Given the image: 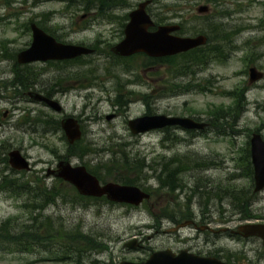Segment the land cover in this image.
Wrapping results in <instances>:
<instances>
[{"label": "rangeland", "instance_id": "rangeland-1", "mask_svg": "<svg viewBox=\"0 0 264 264\" xmlns=\"http://www.w3.org/2000/svg\"><path fill=\"white\" fill-rule=\"evenodd\" d=\"M141 1L122 0L120 6L102 15L85 11L80 3L68 5L60 0H0V184L7 175L21 180L19 184L33 180L46 182L48 188L56 186L61 194L42 215L106 243V251L89 252L82 264L142 261L156 250L178 247L182 243L178 237H168L162 230L169 227L168 218L181 216L179 206L198 213L208 209L213 216H223L218 211L228 209L229 216L232 209L236 211L235 197L241 190L250 195L249 213L264 219V190L251 194L254 181L247 175V164L241 162L252 132L261 130L264 135V0H153L148 9L156 22L177 19L184 23L186 35L193 36L198 30L213 34L214 38L207 34L208 47L219 48L217 54L189 68L183 67L181 57L173 63L161 58L152 62L143 52L119 56L111 51L123 38L129 21L126 16ZM31 22L67 42L94 45L97 51L69 63H18V52L32 42ZM250 66L263 73L253 82ZM24 80L25 85L36 81L33 85L38 90L58 91L56 99L63 105V113L31 100L28 93L34 88L21 86ZM16 84L18 90H14ZM232 93L242 95L243 100L228 116L230 124L222 133L211 126L201 131L171 127L136 135L128 126L130 119L145 113L210 121V109L221 105L228 110L235 105ZM66 115L80 120L82 145L89 146L80 157L68 155V141L60 125ZM13 149H20L30 160L31 171L11 167L8 153ZM125 158L136 166H124ZM61 159L91 167L108 181L117 173L138 177L150 192L157 193L153 209L146 204L152 211L144 204L131 207L106 199L76 200L72 185L47 176ZM175 161L177 168L182 164L178 176L184 187L170 193L160 189L158 174L163 171L166 175ZM24 200L25 195L0 188V222L17 217L18 223H29ZM236 212L230 220L237 225L241 219ZM160 220L165 222L161 229ZM184 230L183 236L187 232L195 235ZM203 235L188 245L205 248ZM133 239L138 246H125ZM48 257L0 249V264H79Z\"/></svg>", "mask_w": 264, "mask_h": 264}, {"label": "water", "instance_id": "water-1", "mask_svg": "<svg viewBox=\"0 0 264 264\" xmlns=\"http://www.w3.org/2000/svg\"><path fill=\"white\" fill-rule=\"evenodd\" d=\"M152 0H145L129 13L130 20L125 27V37L116 44L112 50L122 56H129L137 52H145L149 56L174 55L182 51L203 45L207 37L203 34L198 36H178L174 31L179 25H159L154 31L149 28L154 25V20L147 11ZM200 10L205 11L206 8ZM33 40L31 45L18 53L17 59L21 64L37 61L72 59L80 55H89L94 52L81 44L62 43L48 34L36 23L31 24ZM250 82L259 79L263 73L255 67L250 70ZM29 95L39 101L47 103L56 111H61L60 103L54 98L42 93L31 91ZM128 125L133 133H143L152 129L167 126L180 127L183 129H204L207 122L197 121L190 116H178L167 114H144L130 119ZM61 127L70 144L82 138V129L79 120L72 116H66L61 120ZM9 163L17 170H30V161L22 154L20 149H13L9 153ZM251 158L254 167L255 192L264 189V140L259 133H254L251 138ZM47 175L61 178L76 187L81 195L102 197L106 195L109 200L125 202L132 205L140 204L149 194L137 185L120 184L117 182L102 183L96 175L91 173L85 165H72L68 160L58 162L56 169H49ZM247 235H259L264 239V224H249L244 227ZM138 240L133 239L125 244L127 247L138 246ZM210 264L206 259L187 255L180 259L171 249L157 250L144 261L132 262L123 260L119 264Z\"/></svg>", "mask_w": 264, "mask_h": 264}, {"label": "trees", "instance_id": "trees-1", "mask_svg": "<svg viewBox=\"0 0 264 264\" xmlns=\"http://www.w3.org/2000/svg\"><path fill=\"white\" fill-rule=\"evenodd\" d=\"M66 1L68 5H74L80 3L85 11H98L100 14L105 15L110 9L120 6L119 2L122 0H60ZM128 18V16H126ZM123 32V31H122ZM207 34V33H206ZM210 38V36H209ZM208 42L205 46L198 47L185 53H181L174 56H167L163 58V61L173 63L175 59L181 57V62L184 68H189L192 65L200 64L206 61L210 54H217L219 48H209ZM209 49V50H208ZM211 50V51H210ZM154 62L155 59L151 58ZM69 63V62H67ZM27 68V67H25ZM186 69H184L185 71ZM29 80V79H28ZM24 80L20 85L24 87L31 86L36 89V81L30 80L31 85H25ZM14 86V85H13ZM17 84L14 86V90H18ZM42 90L46 95L50 96L49 89L43 88ZM236 102L234 106H230L228 110L223 109V106L219 105L213 109L207 111L213 120H210L211 126L216 127L219 133L225 132L227 124L230 122L228 116L235 113L238 106L243 100V96H235ZM172 128H166L165 131H169ZM249 147L244 148V154L241 158V162H245L248 167L249 174L254 181V170L251 161L250 142ZM88 144L82 145V139L75 142V144H68V155L71 156H82L87 152ZM243 160V161H242ZM124 166L127 168H133L136 165L130 163L127 158L123 160ZM178 162L175 161L173 169L167 171L166 175L162 171L158 174L160 189H166L167 192L173 193L177 188H183L184 183L181 182V178L178 176V170L181 169L182 164L177 167L175 165ZM143 164L138 167L142 168ZM88 167V166H87ZM89 171L95 174L101 181L106 182L109 179L96 172L91 167H88ZM114 169V168H113ZM21 180L9 179L7 175L4 176L0 184L1 189L9 190L15 195H25V200L22 205L30 213L29 223H18L17 217H9L0 222V249L19 252V253H44L51 258L59 262H67L75 260V262L82 264L85 255L89 252L101 253L107 250L106 243L100 241L97 237L82 231L80 228L66 229L63 225H57L55 220L49 215H42L43 210L46 207L56 201L61 194L56 186L48 188L46 182L39 181L34 182L33 180H26L20 183ZM31 181H33L31 183ZM112 181L120 182L123 184L139 185L147 189L143 185L138 177L125 176L123 173L112 177ZM72 191L75 192V199L80 200H91V199H106L85 197L78 193L75 187L72 186ZM235 190V189H234ZM252 191V189H251ZM246 192V191H245ZM241 190V194L235 197L236 211L240 212L243 217H252L250 210V195ZM254 192V191H253ZM251 194H255L251 192ZM107 200V199H106ZM189 200L191 197L189 196ZM108 201V200H107ZM37 213V214H36ZM39 214V216H38ZM256 217V216H253ZM98 262L94 260V263ZM102 264V262H100Z\"/></svg>", "mask_w": 264, "mask_h": 264}, {"label": "flooded vegetation", "instance_id": "flooded-vegetation-1", "mask_svg": "<svg viewBox=\"0 0 264 264\" xmlns=\"http://www.w3.org/2000/svg\"><path fill=\"white\" fill-rule=\"evenodd\" d=\"M213 16H215V14H213ZM163 24H178L180 25V29L174 32V34L181 36L186 35L184 33V23L180 22L177 19H171ZM159 25L160 23L155 21L154 25L151 26L149 30L154 31L158 28ZM197 32L198 34H206L202 30H198ZM197 32L193 36L198 35ZM207 34L211 35L212 38H214L212 33ZM57 38L59 41H65L60 39L59 37ZM91 46L96 52V46ZM77 60L80 59H76L73 61ZM39 91L43 92L40 89ZM49 92L50 97H53L55 99L60 95L58 91L55 93L49 90ZM149 193L151 194V197L146 204L151 205V209H153L152 201L157 193L155 194L150 191ZM146 204L144 206L148 208L149 212L152 211ZM184 208H189V211H183L182 206H179L178 212L181 213V216H175L173 219L168 218L167 220H170L172 222L165 221L167 222L166 225H169V227L163 229L162 233L169 234L167 235L168 237H178V239L176 240L185 244L179 243L178 247L168 246L162 249H171L175 256H178L180 259L186 258L187 255H193L194 257L196 256L206 259L210 264H264V239H262L259 235H247L244 229V227L249 224H264V219L262 217L252 216L246 218L240 214L241 220L236 225L232 220H230L232 215L237 213L233 209V213H231V215L229 216L226 215V213L229 212L228 209H225L224 211H218L219 214H223V216H213L212 213H210V210L201 209L200 213L204 214L205 216V218H203L200 213L193 212L191 210L192 208ZM180 209L182 211H180ZM178 212L176 214H179ZM163 214H166V211H164ZM165 222L162 223L161 220L159 221L160 229L161 227L165 226ZM148 226L154 227V224H149ZM185 228L189 229L190 231H194L195 235H191V232H187L189 233L187 234L188 236H183L182 233H185ZM202 233L205 234L202 236L206 243L205 248L199 249L191 246V244L188 245V242L200 239V235ZM221 241L230 242L232 243V246H230L229 244L220 243Z\"/></svg>", "mask_w": 264, "mask_h": 264}]
</instances>
